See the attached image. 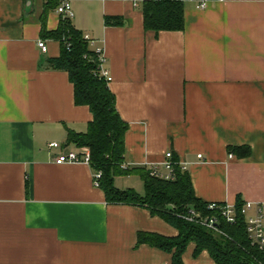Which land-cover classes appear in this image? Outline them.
<instances>
[{
  "label": "crops",
  "instance_id": "obj_1",
  "mask_svg": "<svg viewBox=\"0 0 264 264\" xmlns=\"http://www.w3.org/2000/svg\"><path fill=\"white\" fill-rule=\"evenodd\" d=\"M65 1L73 27L103 50L128 125L124 167L147 170L169 151L200 201L264 203V0H213L204 10L184 0V28L156 36L143 28L145 0ZM44 2L0 0V264H172L137 234L176 229L145 207L108 204L88 165L53 162L79 151L67 133H84L92 115L74 104L67 73L47 63L60 44L41 38ZM59 16L47 14V31ZM128 177L143 195L139 176ZM193 251L188 244L183 264H215Z\"/></svg>",
  "mask_w": 264,
  "mask_h": 264
},
{
  "label": "trees",
  "instance_id": "obj_2",
  "mask_svg": "<svg viewBox=\"0 0 264 264\" xmlns=\"http://www.w3.org/2000/svg\"><path fill=\"white\" fill-rule=\"evenodd\" d=\"M61 1L45 0L42 8L41 38L60 44L59 56L48 59L47 63L51 69L67 73L73 87L74 104L88 107L92 115L84 133L68 131L66 143L89 151V167L93 174L101 173L98 188L108 204L145 207L151 215L159 217L177 231L175 237L138 233L137 244L171 254L172 264H183L182 254L190 243L194 244L193 257L206 251L215 264H264V251L250 243L243 217L238 213L236 223L230 225L218 215V211L207 210V203L195 197L185 170L174 166V179L165 181L151 176L148 169L122 167L128 125L116 111L115 97L107 81L97 76V55L84 40V34L73 27L71 19L59 16L55 30L47 31L45 28L47 14L56 11ZM141 12L144 31L153 32L155 36L161 31H181L184 28V0H145ZM104 23L120 26L123 22L120 17H105ZM249 153V149L244 148L240 155L246 157ZM173 161H176L174 157ZM132 174L142 181L143 195L114 186L117 175ZM242 205L239 200L235 204L238 210ZM190 208L200 211L203 216L216 215L218 231L182 220L179 215Z\"/></svg>",
  "mask_w": 264,
  "mask_h": 264
},
{
  "label": "built area",
  "instance_id": "obj_3",
  "mask_svg": "<svg viewBox=\"0 0 264 264\" xmlns=\"http://www.w3.org/2000/svg\"><path fill=\"white\" fill-rule=\"evenodd\" d=\"M195 2V7L198 10H204L207 8L208 4L213 0H191ZM223 1V0H218ZM56 13L63 18L72 19L73 13L71 6L68 1L62 0L56 9ZM84 40L87 41L89 47L93 49L97 55L98 65H97V76L103 78L110 82V77L107 69L104 67L105 58L102 48L96 46V41L89 37V35L84 34ZM37 47L41 52H46V45L43 40H38ZM60 146L57 143H49V149H56ZM231 158L232 155H229ZM200 158V155L197 156ZM54 164L62 165L65 163H75V164H90V154L87 149H79V151H66L59 153L53 159ZM179 166L182 170H185L183 165H180L177 161H173V156L171 152H166L164 155V161L158 164H149L147 169L151 176L160 180H173L174 179V166ZM124 167V165L122 166ZM101 177L100 172L93 174L94 185L98 187V180ZM207 210L218 211V215L228 224L233 225L237 221L238 213L243 217L245 222V229L247 237L250 243L257 249L264 251V203H252L244 202L243 205L238 210L235 205L228 204H218V203H207ZM239 211V212H238ZM179 217L190 223L198 224L206 229L218 231L216 224L218 223V217L214 214L209 216H203L200 211L193 208L187 210L184 214L179 215Z\"/></svg>",
  "mask_w": 264,
  "mask_h": 264
},
{
  "label": "rangeland",
  "instance_id": "obj_4",
  "mask_svg": "<svg viewBox=\"0 0 264 264\" xmlns=\"http://www.w3.org/2000/svg\"><path fill=\"white\" fill-rule=\"evenodd\" d=\"M116 184L121 190H127V188H133L138 194L141 195L143 189L140 181L137 178H130L124 175H117Z\"/></svg>",
  "mask_w": 264,
  "mask_h": 264
}]
</instances>
